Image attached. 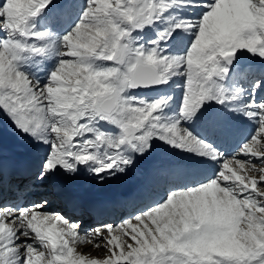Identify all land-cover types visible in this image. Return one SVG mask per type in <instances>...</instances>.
<instances>
[{
	"label": "snow or ice",
	"instance_id": "obj_1",
	"mask_svg": "<svg viewBox=\"0 0 264 264\" xmlns=\"http://www.w3.org/2000/svg\"><path fill=\"white\" fill-rule=\"evenodd\" d=\"M0 264H264V0H0Z\"/></svg>",
	"mask_w": 264,
	"mask_h": 264
},
{
	"label": "bare ground",
	"instance_id": "obj_2",
	"mask_svg": "<svg viewBox=\"0 0 264 264\" xmlns=\"http://www.w3.org/2000/svg\"><path fill=\"white\" fill-rule=\"evenodd\" d=\"M6 133L7 132V128L5 130ZM8 138V136H6ZM11 142V141H10ZM136 186V180L133 177H129V178H125V179H121V180H117L114 181L112 184H105V185H91L90 183L85 182V187L88 188V194L90 193H94L95 195H100L102 192L105 191H113L114 187H117L116 189H121L122 187L125 186ZM84 251L90 252V254L92 256H102L103 252L100 250H94L92 249L91 245H85L82 246Z\"/></svg>",
	"mask_w": 264,
	"mask_h": 264
}]
</instances>
